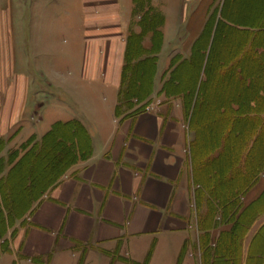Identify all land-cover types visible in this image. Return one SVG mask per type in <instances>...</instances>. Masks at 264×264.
I'll return each instance as SVG.
<instances>
[{
  "label": "crops",
  "instance_id": "obj_1",
  "mask_svg": "<svg viewBox=\"0 0 264 264\" xmlns=\"http://www.w3.org/2000/svg\"><path fill=\"white\" fill-rule=\"evenodd\" d=\"M206 1L201 25L180 47L176 22L170 24L165 7L155 9L160 16L153 14L146 24L136 0H82L84 13L76 17L81 29L74 35L82 56L76 65L70 0L27 1L15 26L11 15L0 13L4 150L9 144L21 149L32 138L41 144L57 125L74 122L90 140L85 156L68 144L64 151L75 152L77 160L26 216V226L17 232L24 236L18 258L14 250L2 253L0 264L5 256L11 264H264V158L255 155L264 136V45L248 40L264 38V14L247 24L227 14L234 0ZM188 3L176 0L177 11ZM217 9L219 18L224 9V23L247 31L218 74H225V81L232 76L247 81V88L255 82L252 96H238L247 102L230 105L229 118L240 122L242 157L236 160L219 157L220 150L192 158L193 134L182 100H169L163 92L173 60L191 55ZM133 35L136 53L129 57ZM30 54L38 63L35 71L24 68ZM253 64L260 69L257 75ZM244 65L251 73L243 72ZM35 72L49 91L45 102L35 88ZM144 81L150 84L139 97ZM129 91L132 103L118 115L123 92ZM72 100L81 114L70 107ZM142 107L146 110L139 112ZM245 120L249 123L241 124Z\"/></svg>",
  "mask_w": 264,
  "mask_h": 264
},
{
  "label": "trees",
  "instance_id": "obj_2",
  "mask_svg": "<svg viewBox=\"0 0 264 264\" xmlns=\"http://www.w3.org/2000/svg\"><path fill=\"white\" fill-rule=\"evenodd\" d=\"M253 14L254 9L246 10V16H244V18L248 21H252L254 20ZM259 14L263 15L264 13L262 12ZM218 15L219 10L217 9L210 17L205 26V30L196 41L194 48H192L191 55L185 59L179 56L173 60L172 65L174 69L171 73V79L166 81L163 86V92L169 100L176 98L182 100L185 119L189 123L190 131L193 134L191 156L199 160L201 158L211 157V155L218 150L222 151L219 156L221 158L236 160L242 157V149L240 147L241 135H238V132H240V122L229 118L231 110L230 105L236 103V105L241 106L243 102H247L241 101V97L237 98L240 95V87L247 91L248 97L255 93L254 81L250 84L249 88H247V81L238 83L232 76L227 78V80H230L228 82L233 86L236 93L229 101H227V96H225L223 104L227 106L225 105V107H222L223 104L221 105L218 100L214 99L212 97L213 95H209L213 78L225 82L226 75H219L217 72L218 68L220 69L224 66L221 62L227 61L226 57L231 55L232 49L235 47L239 48V37L247 33V31H242V33H240L238 32L240 31L239 29L224 23L222 20L226 19L224 9L221 11L220 18ZM135 38L134 35L131 36V41L134 43V46L129 50V57L130 55L132 57L136 53ZM229 38V42H226ZM240 39L242 41L244 40V38ZM248 40L252 42V45H264L263 37L248 36ZM142 53V51L139 52L138 56H141ZM142 65H146V63ZM185 68H190L196 73L197 77L195 81H193L192 75L187 73V71L183 74ZM149 69H151V67L148 68V70ZM243 72L251 73L252 71H246L244 68ZM203 73L204 80H202ZM146 74L148 77L149 72H146ZM144 82L146 84L144 88L141 89L142 91L139 97H145V90H148L150 81ZM151 82V84H153V81ZM152 86L153 85H151V87ZM211 93L214 94V90ZM130 94L131 91H129L128 94L123 92V100H121V104L118 108V115H121V110L124 106H129L132 103L127 99V96ZM236 98L239 100H236ZM143 100H145V98H142L141 102ZM246 104L249 103H245L244 106ZM143 110H146V108H140L139 112ZM203 111H207V113L211 115H216V112H218L217 114L220 120L215 124L205 123L201 116ZM221 120H224L225 124L220 125L222 122ZM245 123H249V121L245 120L241 122L243 125ZM72 127L77 128L74 129L76 132H72ZM208 127L214 131L215 136L213 142L211 140H205L204 131L207 130ZM83 129L84 128L76 122L70 125H57L56 128L43 138L41 144L37 143L36 140L32 138L27 144L22 146L20 149L21 151L12 153L7 162L4 159H0V253H9L6 247L9 243L7 235L10 230L14 229L19 222H21L20 226H26L27 220L25 218L33 209V206L42 198L46 191L58 181V178L63 174L69 164H73L77 160L78 156L75 152L67 153V151H64L70 147L68 144L74 146V149L77 148L82 151L83 156L89 155L90 140L89 138H84ZM202 135L204 139L203 143H201ZM86 140L88 141V145ZM84 143L86 144L85 149L83 148L84 146H81L84 145ZM201 144L203 148H200ZM0 145L1 154L4 150V143H0ZM64 152L66 153L65 156L63 155ZM260 157L264 158L263 150L260 152ZM46 161L50 168L46 169V172L38 176V171L46 166ZM39 162L41 164L40 167L38 165ZM24 164L28 168V172L23 179L25 183L24 189L27 195L24 196V198H18L17 201L13 187V177L17 170ZM6 165L8 166L6 167ZM14 233H16V231Z\"/></svg>",
  "mask_w": 264,
  "mask_h": 264
},
{
  "label": "rangeland",
  "instance_id": "obj_3",
  "mask_svg": "<svg viewBox=\"0 0 264 264\" xmlns=\"http://www.w3.org/2000/svg\"><path fill=\"white\" fill-rule=\"evenodd\" d=\"M27 1H31V0H0V13H5V15H11V17L13 18L12 24H13V26H15L16 15L18 14V12H20L22 5L26 4ZM136 1H137V4H136L137 5V14L141 15L142 18L147 17L145 19L146 24L148 23L147 19H149V20L152 19L151 16L153 14L157 13V15L160 16L159 12H157L156 10L160 11L161 7H163V8L165 7L164 10L168 14V16L171 18L170 24H173L176 22L177 26L175 28V26L173 25L174 26L173 31L174 30L179 31V32H177L179 37L176 39V41H177V45L180 47H182V45H186L189 41L192 40L193 34L195 32L194 30L197 29L201 25V23H202V19H201L202 14L201 13L204 12V10L206 8L205 4L207 2L205 0V1H203V3L201 5H194V3L197 1L187 0V3L190 1L188 3V5H186V7L183 9L182 12L180 11V9L178 12L177 11L178 7L175 6L176 0H136ZM70 2H71V11H72V16H73V20H72L73 36H72V41H71L72 48H73L72 60H73V65H76L79 62V57L81 58V56H82L81 50H79L80 48H79V43L77 41V38L74 37L75 32L79 28L81 29V26L78 23L79 19H77L76 17L80 18L83 15L84 10H83V6H82V0H70ZM216 5H213V6H216ZM213 6L211 7V12L214 10ZM250 9H254V14H253L254 20L245 21L246 20L244 18V16H246L245 12H246V10H250ZM261 10L264 11V0H234V1H231L229 3L227 14L229 15L230 18L236 19V20L243 22V23L251 24L253 21L257 20ZM197 13H199V16L194 19V17L196 15H198ZM180 15H182V18L179 19ZM158 19H159V17L156 18V20H158ZM10 22H8V23H10ZM229 40H230V38L228 40H226V42L227 41L229 42ZM239 42H242V40L239 39ZM28 56L30 59L26 62V66H24V68H28L29 70L35 71L36 68L38 67V63L33 58V56L31 54ZM17 64H22V63L19 62V60L17 59ZM247 64H249V63H247ZM166 66H168V65L165 64V59L163 57L162 63H161V68L165 69ZM244 66L247 68V65H244ZM150 67L151 66L149 63L147 65V68H150ZM248 67H249V65H248ZM247 69H246V71H248ZM250 70L251 69H249V71ZM186 71H187V73L192 75L193 81H195L196 77H197L196 73L193 70H191L190 68H185L183 71V74L186 73ZM251 71L254 73V75H257L260 72V69L256 64H253ZM247 73L248 72H246V74ZM33 80L38 81V84L35 88L37 90H41V93L43 95L42 98L44 99L43 102H45V100L49 94V91L47 90V88L45 86V82L39 81L41 79L39 78V76L37 75L36 72H35V76H34ZM213 90H214V94L211 93ZM87 92H88L87 96H88V98H90L91 93L89 90ZM239 92H240V95H242V98L247 94L246 91L242 87L239 88ZM235 93L236 92L234 91V88L230 84V82H228V81L221 82L219 79L213 78V82L210 86L209 95H213L212 97L214 99L218 100L221 103V105L223 104L225 96H227V101H229L232 97L235 96ZM237 98H239V97H237ZM69 105H70V107H74L73 111L75 114L79 115V113L81 114L83 112V109H80L79 107L75 106L76 104L74 103V100H72L71 103H69ZM225 105L226 104H223L222 107H225ZM216 111H218V110H216ZM217 113L218 112H216V115L215 114L211 115L210 113H207V111H203L201 116H202V119L205 123L215 124L216 122L218 123V121L220 120ZM214 116H215V120H214ZM52 120H53L52 118L47 117L46 122L48 124H51ZM35 121L37 122V120H35ZM221 121L222 122L220 123V125L225 124L224 120H221ZM250 127H251V124L248 125L247 129H250ZM44 132L45 131H43V129H41V131L39 132V135L42 136L44 134ZM214 136H215L214 131H212L210 129V127H208L207 130L204 131L205 140H208V141L211 140L213 142ZM23 141H25V139ZM23 141L21 143H23ZM203 142H204V139H203V135H202L201 143H203ZM0 143H3V140H0ZM9 145H8V148L6 150L2 151V153L0 154V159H4L6 162L8 161V158L12 155V153H15L17 151H21L20 149H16L19 146L15 145V144H13L12 146L11 145L9 146ZM200 148H203L202 144H201ZM262 150L264 151V136L262 137V139L259 142V149L257 148V150L255 152V155L257 156V158L260 156V152ZM47 161L45 162L46 166L44 168H42V170L40 169L38 171V176L43 174V172H46V169L50 168L49 165H47ZM38 165H39V167L41 166L40 162L38 163ZM7 166L8 165H6V167ZM27 172H28V168L24 164L17 170V172L15 173V175L13 177V187L15 190V195H16L17 201H18V198L19 199L24 198V196L27 195V193H25V189H24L25 183L23 181ZM20 223L21 222H19L15 226L14 229L10 230L9 234L7 235V240L9 243L6 247L7 248L6 250L9 253L3 252L6 254H11V253L13 254V250H14L17 254L16 259L20 255L21 243L24 240L23 234H21L20 236L18 235V233L22 230L20 228ZM15 231H16V233H14ZM15 244H16V246H15ZM0 250H1V248H0ZM1 254L2 253H0V258H1ZM14 259H15V257H14ZM1 264H11V257L5 256L3 258ZM23 264H28V263H23ZM29 264H31V263H29ZM47 264H50V263L47 262Z\"/></svg>",
  "mask_w": 264,
  "mask_h": 264
},
{
  "label": "built area",
  "instance_id": "obj_4",
  "mask_svg": "<svg viewBox=\"0 0 264 264\" xmlns=\"http://www.w3.org/2000/svg\"><path fill=\"white\" fill-rule=\"evenodd\" d=\"M147 110H149V108Z\"/></svg>",
  "mask_w": 264,
  "mask_h": 264
},
{
  "label": "bare ground",
  "instance_id": "obj_5",
  "mask_svg": "<svg viewBox=\"0 0 264 264\" xmlns=\"http://www.w3.org/2000/svg\"><path fill=\"white\" fill-rule=\"evenodd\" d=\"M22 206V205H21Z\"/></svg>",
  "mask_w": 264,
  "mask_h": 264
}]
</instances>
